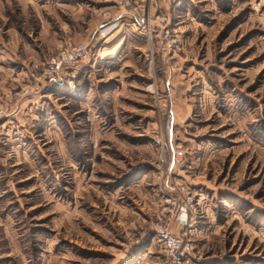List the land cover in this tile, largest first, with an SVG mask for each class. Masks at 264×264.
<instances>
[{"label":"rangeland","instance_id":"374dc122","mask_svg":"<svg viewBox=\"0 0 264 264\" xmlns=\"http://www.w3.org/2000/svg\"><path fill=\"white\" fill-rule=\"evenodd\" d=\"M120 1L0 0V264H264V0H154L169 53Z\"/></svg>","mask_w":264,"mask_h":264},{"label":"built area","instance_id":"2783aa9c","mask_svg":"<svg viewBox=\"0 0 264 264\" xmlns=\"http://www.w3.org/2000/svg\"><path fill=\"white\" fill-rule=\"evenodd\" d=\"M154 0H134L133 2L125 0L120 1V7L125 14L141 20L146 23V27L154 36L160 39L159 49L163 53H169L176 48L175 29L172 26L173 18L170 13L160 12L154 16L151 12ZM90 60L89 49L86 44L78 43L64 48L58 56L48 60L44 64H34L30 69V76L36 81V85L41 83L43 78L53 79L59 76L61 71L70 65L85 63ZM30 88L26 89V93ZM18 95V94H17ZM174 155L178 158L182 155L180 150H174ZM186 212V211H185ZM187 222L185 223V226ZM157 241L162 246V250L168 264H191L189 248L191 239L187 232L182 235L173 234L168 228H160L156 235Z\"/></svg>","mask_w":264,"mask_h":264},{"label":"crops","instance_id":"0c3cea01","mask_svg":"<svg viewBox=\"0 0 264 264\" xmlns=\"http://www.w3.org/2000/svg\"><path fill=\"white\" fill-rule=\"evenodd\" d=\"M154 9H156V8H154ZM126 18V17H125ZM130 23H129V19H127V20H122L121 21V27H124V26H126V25H129ZM128 29L126 28V31H127ZM121 31V30H120ZM74 65H77V64H73V65H70V66H67L68 68L66 69V70H70V69H72L71 67H73ZM70 67V68H69ZM62 71H64V69L62 70ZM61 71V72H62ZM72 73V72H71Z\"/></svg>","mask_w":264,"mask_h":264}]
</instances>
